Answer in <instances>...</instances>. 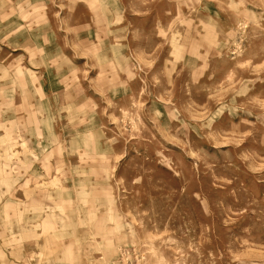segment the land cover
Returning <instances> with one entry per match:
<instances>
[{
  "label": "rangeland",
  "instance_id": "obj_1",
  "mask_svg": "<svg viewBox=\"0 0 264 264\" xmlns=\"http://www.w3.org/2000/svg\"><path fill=\"white\" fill-rule=\"evenodd\" d=\"M0 264H264V0H0Z\"/></svg>",
  "mask_w": 264,
  "mask_h": 264
}]
</instances>
